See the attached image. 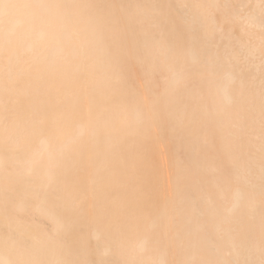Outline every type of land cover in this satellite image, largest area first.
<instances>
[{
    "label": "bare ground",
    "instance_id": "obj_1",
    "mask_svg": "<svg viewBox=\"0 0 264 264\" xmlns=\"http://www.w3.org/2000/svg\"><path fill=\"white\" fill-rule=\"evenodd\" d=\"M0 264H264V0H0Z\"/></svg>",
    "mask_w": 264,
    "mask_h": 264
}]
</instances>
